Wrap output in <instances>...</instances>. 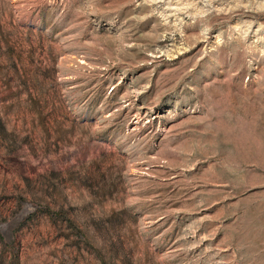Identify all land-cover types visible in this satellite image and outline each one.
<instances>
[{
    "label": "rangeland",
    "instance_id": "obj_1",
    "mask_svg": "<svg viewBox=\"0 0 264 264\" xmlns=\"http://www.w3.org/2000/svg\"><path fill=\"white\" fill-rule=\"evenodd\" d=\"M0 264H264V0H0Z\"/></svg>",
    "mask_w": 264,
    "mask_h": 264
}]
</instances>
